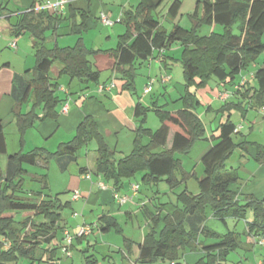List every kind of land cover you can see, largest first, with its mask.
Wrapping results in <instances>:
<instances>
[{"label": "trees", "instance_id": "obj_1", "mask_svg": "<svg viewBox=\"0 0 264 264\" xmlns=\"http://www.w3.org/2000/svg\"><path fill=\"white\" fill-rule=\"evenodd\" d=\"M163 1L139 0L134 8L127 9L122 20L126 31L120 35L117 47L103 50L89 48L82 37L70 46L48 45L47 33L57 35L66 20L70 21L71 34L81 36L88 30L89 14L73 7L72 0L67 6L68 16H65V11L58 14L41 9L46 1L34 0L29 8L14 10L9 8L12 0H0V17L7 15L14 36L31 35L36 59L33 77L18 102L21 106L33 98V108L28 113H22L17 108L14 110L21 133L39 118L36 108L40 106L44 112L40 120L58 117L60 99L55 93L56 85L49 79L50 68L55 63L60 65L62 75L86 83H97L101 71L93 57L108 54L116 59L114 69L125 80L123 88L134 89L139 64L159 56L162 49L169 50L174 44H180L183 48L177 61L182 65L185 81L181 99L183 106L179 110L168 111L162 106L137 104L139 126L135 131L133 148L127 154L117 157V150L110 147L100 132L97 120L86 116L78 125L73 140L62 144L56 152L36 148L10 155L6 174L0 166V264L16 263L21 257L35 258L45 245H48L45 250L51 260L56 259L55 254L64 245V240L62 237V245L60 242L53 245V241L58 239L63 229L60 225L62 211L69 202L62 203L58 197H46L37 202L23 198L24 165L42 162L48 166L52 160L66 155L76 157L79 150L91 141L98 146L97 173L116 190L123 186L125 179L138 173L142 174V183L147 186L155 187L160 182H166L171 189H175L184 185L177 194L178 206L172 214L162 216L161 212H154L148 206L142 208L150 222L140 245L137 264H151L166 258L173 264H182L187 252L199 251L205 256L195 264H225L230 252L239 245L238 235L229 228L227 219H245L249 210L253 211V218L247 222L248 231L264 234V200L245 197L241 203L238 192L231 189L239 180L238 170L227 166V160L237 147L247 150L248 144H251L245 140L240 143L235 141L234 136L240 131L231 120V109L239 108L245 116L249 109L259 111L264 107V63L255 73V84L246 81L237 90V100H228L229 94L217 110L222 114L228 112V116L225 121H220L217 133L211 135L214 145L201 159L203 175L198 177L196 172L184 170L181 159L176 156L178 152H189L194 143L205 138L206 127L197 113L201 101L196 90L206 87L213 78L224 84L234 83L240 74L264 55V0H200L190 15L192 27L187 29L176 22L169 31L153 15ZM181 4V0H174L171 4L168 15L172 20L178 16ZM13 16L14 21H11ZM204 24L221 27V30L201 36L199 28ZM150 110H155L161 120V126L156 130L144 124ZM171 132L172 142L168 146ZM256 146L257 159L263 162L264 148L258 143ZM5 153L6 138L0 119V155ZM191 176L198 180V193L187 189L186 183ZM26 213L29 215L17 220V215ZM209 215L220 220L228 229L227 233L221 234L208 227L206 221ZM99 222L102 232L113 228L122 231L115 216H104ZM208 239L213 241L207 242ZM124 242L131 252L132 239L124 237ZM72 247L73 243L71 252Z\"/></svg>", "mask_w": 264, "mask_h": 264}, {"label": "crops", "instance_id": "obj_2", "mask_svg": "<svg viewBox=\"0 0 264 264\" xmlns=\"http://www.w3.org/2000/svg\"><path fill=\"white\" fill-rule=\"evenodd\" d=\"M33 1L34 0H16L13 9L29 8ZM39 1L45 2L47 0ZM135 1L137 2L139 0H134V2L133 0H128V3L123 4V6L122 4L121 6H115V4L104 2L103 0H72L73 7L81 9L89 14V19L87 20L88 30L81 36H75L74 34L75 37L71 36L69 39L63 40V43L61 42V39L52 37L50 42L48 41V45L50 47L55 44L59 46H70L74 45L79 37H82L89 48L103 50L115 49L119 43L120 35H123L126 31L125 24L122 21L124 13L128 7L134 8L136 6ZM68 15L69 12L67 7L65 10V16ZM103 15L107 16L113 24L110 25L104 23L102 20ZM14 18L15 17L13 16L11 21H14ZM171 23V26L173 27L174 23H176V19L171 20ZM62 25H67V27L65 26L66 30L63 35H71L70 21L66 20ZM62 25L55 36L59 37L62 35ZM104 28H106V31ZM212 28L217 30V27H214V25ZM166 29L169 31L168 28ZM14 41H16L17 44L16 48L11 47V44ZM53 41L54 44H51ZM182 48L183 47L180 45L176 48L164 50L159 56H156L157 54H155L156 57H152L144 61L142 64H139L134 89L123 88L125 80L121 78L118 72L116 74V70L114 69L116 59L108 54L102 53L93 57V61L101 71L100 81L97 83H86L78 79H71L68 75L61 74L60 65L57 63L53 64L50 68L49 79L52 84L56 85L55 93L60 99V103L57 106L58 117L56 119L49 118L46 120H40L39 118L44 114L42 106H40L36 108V113L39 115V118L35 120L32 127L28 128L24 133H21L14 110L17 108V110L22 113H28L33 108V98L21 106H18V102L27 83L33 77V69L35 67L36 59L33 53L32 39H29L26 34L14 36L9 28V19L7 18V15L1 16L0 119L2 120V126L6 138V153L2 154L6 156V164L2 172L5 174L7 173L9 156L19 151L23 150L24 152H29L36 148H45L49 152H56L62 144L73 140L78 125L86 116H93L97 120L100 132L104 135L112 149L117 150L118 147L121 149L133 148L135 131L139 126V119L136 117V108L139 102L148 107H152V105L162 106L168 111H176L183 106L181 99L185 91V81H180L181 73L177 72L176 69L178 64L177 59L181 56ZM259 58L256 62L252 63L246 71L240 74L234 83L224 84L214 81L213 88H210L208 93L212 97H214L215 94V96H219L220 98L221 94L228 93V95H231L228 100L235 99L238 88L242 87L246 81H248L247 83L249 84H255V73L264 63V59L259 62ZM164 77H169V80L164 81ZM182 77L184 79L183 73ZM151 80H154L151 91L145 97H142L144 87ZM112 81L115 83L112 88H107L103 92L99 91L100 84H103L104 82L110 83ZM208 87L209 85L204 88L205 91ZM206 93H204L205 98H199L201 105L197 111L198 116L202 120L204 117L206 118L208 116L210 111H215L213 108L215 99H213L212 102L206 103V100H209ZM173 97L175 98L172 99ZM162 98L171 99L175 102L174 106L171 108H165L164 106L167 107L169 103L161 104ZM204 99L205 101H203ZM66 106L67 109L65 110L64 108ZM259 111V113H264V107ZM215 118L217 117H214L213 119ZM218 126L216 125L213 132L217 131ZM210 127L212 129L215 127L213 122L210 124ZM237 128L241 132V130L244 129V126L237 125ZM209 131L210 130L207 128L206 135ZM172 137L173 132H171L169 136L168 146L171 145ZM93 142L95 141L89 143V147H87V145L80 149L76 157L66 155L59 160L51 161L58 162L62 174H68L69 177L62 175L64 181L62 183V188L60 189L65 192L67 191L70 194L71 201L67 202H69L68 206L72 207L74 214L76 215L78 212L75 207H79L82 214V219H80L81 217H77V219L72 221L74 224H71V221L64 220L62 215L60 225L63 229L60 230L58 239L53 241V245H56L61 241L65 230H69L71 233L75 234V232L79 230V227L84 224L97 223L99 227L95 229L90 236L85 237L84 239L75 238L72 251L76 249L78 242L80 245H84L85 240L88 241L89 246H92L93 241L90 238H92L93 234L96 235V232H98L101 237L104 236L99 225V220L102 217L115 216L118 219L120 216L125 218L128 216H139L142 212V208L148 206V201L145 199L144 192H142V182L133 180L135 176L128 180H124L123 186L119 190H116L111 183L106 182L104 178L97 173V143L95 148L91 147V149H88ZM209 145L210 146H207L201 154L199 158L200 162L203 155L214 145V142L211 140V144ZM91 153L92 157L90 158L89 156ZM245 153L246 154H242L243 158L241 166H229L227 163L229 168L237 169L239 174V180L231 186V189L238 192V198L241 203L244 202L245 197H254L258 200H264V161L261 162L257 159V148L255 152L247 149ZM123 154H125V152ZM2 155H0V157ZM262 157L264 160V155ZM249 158L255 159L259 165L255 167L253 165L249 168L247 166V160ZM50 164L48 167L51 169L52 166ZM29 166L36 167L37 170H31L29 169ZM46 167L47 166L42 162H38L36 165H24V168L26 169V174L24 176L25 180L27 177L31 178L41 187L31 188L29 190L23 188L25 193L22 194L23 198L35 202L46 197L55 198L46 194V190L50 185L49 174H46ZM241 173L246 175L245 177L248 178L247 182L244 180L247 178L241 176ZM134 183L140 184V190L136 194H133L132 192V184ZM101 184H104V186ZM183 186L184 185L171 189L166 182H160L155 187L150 186L155 192L153 198L147 196L150 201L158 199L160 196L159 193L162 192L165 193L168 198L166 202H161V205L157 207L158 210H154V212H161L162 216L172 214L175 207L178 206L177 194L183 190ZM75 191H79L81 194V197L77 200L73 199ZM125 195H128L130 199L125 203H122L119 200V197ZM147 208H149V206ZM252 218L253 211L249 210L246 218L241 219L245 222V229L241 233L238 232L236 228L237 223L241 220L228 218L227 225L238 235L239 245L236 249L243 248L252 254H256L257 250L264 246V244L261 243L264 234H256L248 231L247 222ZM146 222V226L148 227L150 220L146 218ZM206 225L221 234L227 233L228 230L220 220L212 215L207 219ZM145 233L146 232L144 231L143 237L140 240H136L133 238L134 236L129 237L133 241L130 246L131 252L129 255H126L124 252V255L132 264H137L140 256V245L143 243ZM212 241L213 239L207 240V242ZM60 244L62 245V242H60ZM204 256L205 253L201 251L187 252L184 255L183 262L184 264H195ZM55 258H57V254H55ZM244 258L242 257L240 259V264H264V256L263 259L260 260L255 256L249 255ZM225 264H227V262H225Z\"/></svg>", "mask_w": 264, "mask_h": 264}, {"label": "rangeland", "instance_id": "obj_3", "mask_svg": "<svg viewBox=\"0 0 264 264\" xmlns=\"http://www.w3.org/2000/svg\"><path fill=\"white\" fill-rule=\"evenodd\" d=\"M104 2H109L111 4H115V6H123V4H127L128 0H103ZM174 0H164L162 2V4L153 12V15L155 18H157L160 23L165 27L168 28L169 30L172 29V23H171V17L168 15V10L171 6V4L173 3ZM199 0H181L182 4H181V8L179 11L178 16L176 17V22H178L182 27L190 29L193 25V22L190 18V15L194 12L196 5L198 3ZM16 0H12V2L10 3V9H13V6L15 5ZM134 2V0H133ZM139 3V1H135V5H137ZM129 9V7H128ZM202 9L200 8V14H201ZM119 25V24H118ZM67 27V25H62L61 28V36H55L52 34V32H48L47 36H48V41L50 42L51 38H58L61 39L62 43L63 40L69 39L71 36L75 37L74 34L70 35H63V33H65V28ZM120 26V25H119ZM106 31V28H104ZM102 30V29H101ZM215 30V28H212L211 25L208 24H204L202 25V27L199 28V34L201 36L203 35H210L213 31ZM221 27L217 26V30L216 31H220ZM92 32V31H91ZM90 32V33H91ZM26 36L31 39V35L29 33H26ZM54 44V41L51 43ZM177 46H180V44H174L171 48H176ZM264 59V55L260 56L259 58V62L263 61ZM177 72L181 73V80L183 82V77H182V73H183V68L180 62H178L177 64ZM139 72V71H138ZM238 79V78H237ZM176 80V79H175ZM214 81H217L215 78H213L212 80H210L209 82V87L208 89L205 91V87L204 88H200V89H194L197 92V95L200 99L205 98L204 97V93H206V95L208 96L209 100H206V103L212 102L213 99H215L214 104H213V108L215 111H210L208 116L202 120L205 124L206 129L208 128L210 131L207 132V135L205 134V138L202 140H198L196 143L193 144L191 150L187 153H176V156L178 158L181 159L182 161V165L184 170L186 171H193L196 172V175L202 176L203 174V165L200 162V156L201 154L204 152V150L206 149L207 146H210L209 144H211V135L217 131H214L216 128V125L218 126L220 124V121H225L227 116H228V112H226L225 114L219 113L217 110L222 107V105L225 103L223 100H219L221 99L219 96H215L212 97L208 91L210 90V88H213L214 85ZM204 89V90H203ZM174 96V95H173ZM175 97H173L172 99H174ZM235 100V99H233ZM237 100V98H236ZM205 101V99L203 100ZM161 104L164 103H169V105L164 106L165 108H171L174 106L175 102L172 101L171 99L167 98V99H161ZM167 103V104H168ZM178 108V107H175ZM201 112V110H200ZM260 111L257 110H252L249 109L247 111V113H245L246 115L244 116L242 111L239 108H232L231 109V120L233 122H235L238 126H244V129L241 130L240 133L235 134L234 139L237 143L242 142L243 140L245 141H249L251 144H248L249 149L248 150H252V152H255L256 148L258 149V147L256 146L257 143L262 145L264 148V113H259ZM214 117H217L215 119H213ZM213 122L214 124V128L212 129L210 127V124ZM145 126L148 128H151L153 130L158 129L161 126V120L158 117V114L155 110H150L148 112L147 118L144 122ZM144 141H148L147 138L144 139ZM96 146V142H93L92 145L90 146L91 149L95 148ZM89 147V145L87 146ZM252 148V149H251ZM132 149V148H131ZM131 149H121L118 147L117 149V157L121 156L124 152L125 154H127V152H130ZM85 151V149H84ZM245 149H242L241 147H237L234 151V153L229 157V159L227 160V163L229 164V166L233 165L234 167H239L242 164V154H246L245 153ZM94 152V151H93ZM257 152V151H256ZM85 153V152H84ZM90 158L92 157V153L89 156ZM6 164V156L2 155L0 157V166L1 169L3 170ZM247 166L250 168L251 166L254 165L258 166L259 163L252 158H249L247 160ZM52 167L51 169L47 166L46 167V174H49V179H50V185L49 188H47L46 190V194H49L52 197H58L62 203H65L67 201H71L70 198V194L66 191H62V183L64 181V179L62 178V175H64L65 177H69L68 174H62L60 171V166L58 164V162L53 161L50 164ZM29 169L31 170H37V168L33 167V166H29ZM241 176L245 177L246 175L244 173H241ZM247 178V177H245ZM126 180V179H125ZM128 180V179H127ZM133 180H138L142 182V174L138 173L135 175V178ZM246 182L248 180L244 179ZM142 184V192H144L145 194V199H147L148 201V206L150 210H158L157 207H159L161 204V202H166L168 200L167 195L165 193H159V198L154 200V201H150V199L147 198V196H149L150 198L154 197L155 192L151 189L150 186H147L143 183ZM186 185L188 186V189L193 192V193H198L200 191V187L198 184V180L195 176H191L188 178ZM38 186V187H36ZM41 186L38 185V183L34 180H32L31 178H26L25 183H24V188L26 190H29L31 188H40ZM61 190V191H60ZM153 200V199H152ZM130 205V204H129ZM76 210L78 211L77 214L75 215L73 212L72 207L67 206L66 208L63 209L62 211V215H63V219L64 220H68V221H73L74 219H77V217H81L80 219H82V214L80 211L79 207H75ZM29 214L26 213L24 215H17V220H21L22 217H26ZM249 215V214H248ZM211 215H209L210 217ZM146 216L144 215L143 212H141V214L139 216H133V217H123L120 216L118 218V221L120 223L121 229L122 231L113 228L112 230H110L109 232H103L104 236L101 237L100 234L98 232H96V235H92V246L88 244V241L85 240L84 245H80V243L78 242V246L76 247V249H74L72 251V257H68L65 254H63L62 250L59 248L57 251V258L55 260H51L49 257V252H47L45 250V248H48V245L44 246L43 250H40L39 255H35V258L32 257H21L16 263H11V264H110L111 262H116L118 264H132L131 261L125 257L124 252L126 255H129L130 250L127 249L125 242H124V237H133L136 240H140L143 237V233L144 231L147 233L148 231V227L146 226ZM239 223V224H238ZM237 223V231L238 232H242L245 229V222L244 220H241ZM71 224H74L73 222ZM233 226V225H232ZM99 231V230H97ZM78 233V231L74 233H72V235H76ZM145 233V234H146ZM242 235V234H241ZM243 236V235H242ZM60 241V240H59ZM62 242V241H60ZM5 248L7 247L6 245L4 246ZM264 246L259 248V250H257L256 254L255 253H250L249 251L244 250L243 248H238L233 250L227 259V264H240V259L247 255L249 256H255L258 260L263 259L264 256ZM127 252V253H126ZM245 259V258H244ZM150 264V263H149ZM151 264H172L171 260L166 258V259H158L155 262L151 263ZM184 264V262L182 263Z\"/></svg>", "mask_w": 264, "mask_h": 264}, {"label": "built area", "instance_id": "obj_4", "mask_svg": "<svg viewBox=\"0 0 264 264\" xmlns=\"http://www.w3.org/2000/svg\"><path fill=\"white\" fill-rule=\"evenodd\" d=\"M70 2H71V0H55V1L48 0L45 3H43L40 8L41 9H45V10H52V11H55L58 14H60V13H63L66 10V8H67V6H68V4ZM102 20L106 24H110V25L113 24V22L105 15H103ZM11 47H13V48L17 47L16 41L12 42ZM163 51H164V49L161 50V52H163ZM168 80H169V77H164V81H168ZM153 82H154V80H151L144 87V91L142 93V97H145L151 91ZM114 85H115L114 81H112L110 83H107V84H100L99 85V91L103 92L105 89L112 88ZM228 96H229L228 93L221 94V99L225 100ZM64 109L66 110L67 106ZM101 185L104 186V184H101ZM139 190H140V184L139 183L132 184V192H133V194L138 193ZM80 197H81L80 192L79 191H75L74 195H73V199L77 200ZM129 199H130V197H128V195L119 197V200L122 203H125ZM97 228H98V224L97 223L84 224V225H81L79 227L78 233L76 235H72V233L69 230H65L64 231V235H63L64 245H62V247H61L62 252L66 256L71 257L72 256V252L70 250V246L72 245V243L74 241V238L75 237H88ZM261 243L264 244V238L262 239Z\"/></svg>", "mask_w": 264, "mask_h": 264}]
</instances>
